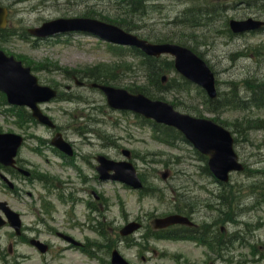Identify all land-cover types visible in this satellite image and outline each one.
I'll use <instances>...</instances> for the list:
<instances>
[{"label":"rangeland","instance_id":"1","mask_svg":"<svg viewBox=\"0 0 264 264\" xmlns=\"http://www.w3.org/2000/svg\"><path fill=\"white\" fill-rule=\"evenodd\" d=\"M22 1L24 4L20 5L17 4V1L15 2L19 13L13 16L12 21V27H14V29L18 32H23L27 30L29 26L35 24V22L38 21L40 15L49 17L50 15L62 14L63 12L68 11L67 4L64 0H41V4L50 2L52 7L48 8L46 6H42L36 9L34 12L28 11L26 13H22V7L26 8L34 6L38 0ZM156 4L158 6L154 7L149 15L143 18L144 23H147L148 27L154 31L167 28L168 22H171L172 18L179 14L185 6L184 3H180L179 1H176L175 3L167 2L165 7L159 10L161 4L160 2H157ZM78 10H83V6L79 7ZM240 13H243V11L235 10L232 12V15ZM213 26L215 27L207 29L205 32L201 33L198 39L201 49L205 51L206 56L214 64L219 81L226 82L232 79L238 80L249 75H256L260 78H264V34L256 36L248 35L240 38L237 37L233 38L234 40H232L231 38L224 36L217 31V29L222 28V24H218L217 22ZM0 45H4L3 48L15 54L26 56L36 63H48V65H50L51 62H56L62 66H68L70 68H79L85 65H93L102 61H110L111 59L106 45L104 43L97 42V40L92 38L82 39V41L77 42L74 45L54 42H45L34 45L32 42L24 41L16 36L15 38H10V40L7 41H0ZM244 51H247L246 54ZM38 75L42 81L50 84H52L54 81H61L62 85L70 83L69 80H66L64 76H62V74L58 73L57 71L43 70V72H38ZM169 78L170 74L168 76V79ZM192 91L193 90L191 89V92ZM78 93L81 92L78 91ZM193 93L196 94L195 91H193ZM87 94H89V100L93 98L98 103H102V98L100 95L93 92H87ZM184 94L185 93H183V95ZM186 97H189L188 94ZM194 97L196 102L201 99L199 95ZM49 109L51 115L56 117L61 127L69 133L72 132L73 127H77L83 123L79 117H74V119H72L73 116L70 115L71 112L74 111V106L72 104L52 103V105L50 104ZM245 114L264 117V110L252 111L248 113L230 111L223 115L224 119L226 117L229 122H232V117H244ZM109 116L110 115L106 111V108L99 106V112L96 116V119L102 121L106 126L108 123H113ZM0 127L3 129V131H18L14 116H8L7 114L3 115L0 113ZM23 128H26V126ZM32 131L36 132L37 134H43L45 137L48 136V132H45L44 128L38 127L36 125ZM147 133V131L143 132L144 135H147ZM262 133L264 132L260 131L257 133L256 131H252L240 136V141L242 144H240V141L239 144L241 147L243 146V149H240L241 154L245 160L249 161L252 171L261 169L262 166L264 167V162L262 163V159H264V140H262ZM252 142L254 144H252ZM136 145L137 151L140 150L143 153L146 152V164L149 169H145L144 172L150 176V179H156L158 172L160 173L161 170L167 168V164L171 166L184 163L187 164L183 158H178V155H181V153L177 150H172L165 146L157 147L148 139L145 140V142L136 143ZM260 151L262 153H260ZM24 156L37 163L41 169L45 167V163L33 153L24 150ZM257 177L261 178L260 172L258 175H256V177L254 176L252 178L255 179ZM245 179V177L240 175H237L235 178V180L238 181H243ZM39 189L40 185L37 186L35 191H38ZM99 190L102 193H105V195L108 197V202L111 205V210L108 212L114 219V225L117 227L124 220L122 212L124 211L125 207L127 210L128 206L130 205V209L134 210L131 203L128 205L132 198H125V206L122 207L117 203L113 195V193L122 192L120 189L100 187ZM0 197H2V193H0ZM13 203L17 206H23L21 203L15 200H13ZM222 213H224V211ZM56 216L59 217L58 214H56ZM75 231L79 232L78 229H75ZM8 232V229L0 231V233L3 235V239H5V242ZM86 233H88L89 237L97 239V236L94 233H90L88 231ZM47 236V234L43 235V237ZM7 247L8 245L4 246V251L7 250ZM19 249H21L22 252L28 251V248L24 246H20ZM30 250L29 260L26 264H46V259L44 260L40 255H38V253L34 252V250ZM65 254V258L62 259L63 263L60 262L59 264H95L93 261L89 260L81 250L69 249ZM12 258L13 255L8 256L9 260Z\"/></svg>","mask_w":264,"mask_h":264},{"label":"water","instance_id":"2","mask_svg":"<svg viewBox=\"0 0 264 264\" xmlns=\"http://www.w3.org/2000/svg\"><path fill=\"white\" fill-rule=\"evenodd\" d=\"M0 83L10 92L17 88H26L34 84L28 70L17 67L14 63L5 60L0 63Z\"/></svg>","mask_w":264,"mask_h":264}]
</instances>
